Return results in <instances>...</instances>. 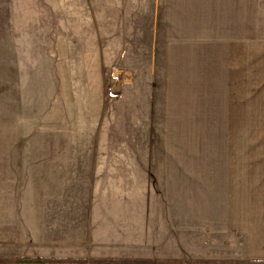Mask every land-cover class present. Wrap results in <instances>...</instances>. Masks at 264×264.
Segmentation results:
<instances>
[{
	"label": "rangeland",
	"instance_id": "374dc122",
	"mask_svg": "<svg viewBox=\"0 0 264 264\" xmlns=\"http://www.w3.org/2000/svg\"><path fill=\"white\" fill-rule=\"evenodd\" d=\"M184 1L0 0V258L257 264L226 251L231 64Z\"/></svg>",
	"mask_w": 264,
	"mask_h": 264
},
{
	"label": "crops",
	"instance_id": "0c3cea01",
	"mask_svg": "<svg viewBox=\"0 0 264 264\" xmlns=\"http://www.w3.org/2000/svg\"><path fill=\"white\" fill-rule=\"evenodd\" d=\"M183 3L184 8H175L179 16L174 17V9L168 14L170 23L183 26L181 18L190 17L199 27H213V43L225 48L224 56L231 64L224 75V117L237 128L233 131L235 141L227 142L224 157L226 251L234 261L264 264V124L249 127V131L245 127L251 121L264 122V0ZM251 57L261 59L255 72H251ZM251 82L258 92L255 118L249 114ZM230 133L226 130L227 140Z\"/></svg>",
	"mask_w": 264,
	"mask_h": 264
},
{
	"label": "trees",
	"instance_id": "16d2710c",
	"mask_svg": "<svg viewBox=\"0 0 264 264\" xmlns=\"http://www.w3.org/2000/svg\"><path fill=\"white\" fill-rule=\"evenodd\" d=\"M201 264V262L172 261L165 259L133 258H52L42 256H22L0 258V264ZM252 263V262H247Z\"/></svg>",
	"mask_w": 264,
	"mask_h": 264
}]
</instances>
